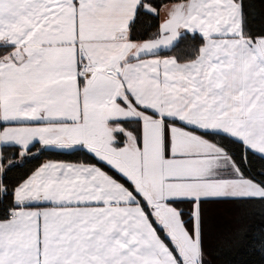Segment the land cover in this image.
Wrapping results in <instances>:
<instances>
[{"label":"snow or ice","instance_id":"1","mask_svg":"<svg viewBox=\"0 0 264 264\" xmlns=\"http://www.w3.org/2000/svg\"><path fill=\"white\" fill-rule=\"evenodd\" d=\"M0 264H264V0H0Z\"/></svg>","mask_w":264,"mask_h":264},{"label":"trees","instance_id":"2","mask_svg":"<svg viewBox=\"0 0 264 264\" xmlns=\"http://www.w3.org/2000/svg\"><path fill=\"white\" fill-rule=\"evenodd\" d=\"M243 255H244V254H243V252L241 251V253L239 254V256H240V257H243ZM251 259H252V260H255V261H258V260H259L258 257H252Z\"/></svg>","mask_w":264,"mask_h":264}]
</instances>
